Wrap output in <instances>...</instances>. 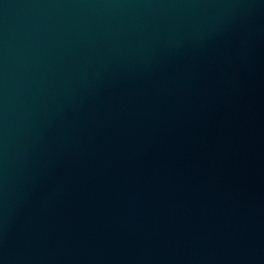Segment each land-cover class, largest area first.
Wrapping results in <instances>:
<instances>
[{
    "label": "water",
    "instance_id": "1",
    "mask_svg": "<svg viewBox=\"0 0 264 264\" xmlns=\"http://www.w3.org/2000/svg\"><path fill=\"white\" fill-rule=\"evenodd\" d=\"M0 264H264V0H0Z\"/></svg>",
    "mask_w": 264,
    "mask_h": 264
}]
</instances>
